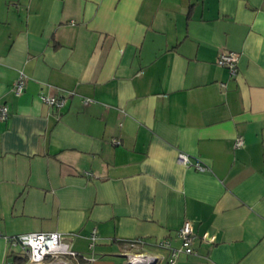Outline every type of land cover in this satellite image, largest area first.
<instances>
[{
  "label": "crops",
  "instance_id": "obj_1",
  "mask_svg": "<svg viewBox=\"0 0 264 264\" xmlns=\"http://www.w3.org/2000/svg\"><path fill=\"white\" fill-rule=\"evenodd\" d=\"M1 104L0 264L24 258L4 237L39 232L90 264L139 238L164 258L185 221L176 264H264V0H0Z\"/></svg>",
  "mask_w": 264,
  "mask_h": 264
},
{
  "label": "built area",
  "instance_id": "obj_2",
  "mask_svg": "<svg viewBox=\"0 0 264 264\" xmlns=\"http://www.w3.org/2000/svg\"><path fill=\"white\" fill-rule=\"evenodd\" d=\"M216 64L227 69L231 77L237 73V56L230 52H220L216 58ZM26 76L19 73L16 81L12 86V93L14 96H20L24 91ZM74 94L68 92L61 96L50 94H40L39 100L50 108L60 111L67 99L71 98ZM91 99H83L82 103L87 105ZM9 117V110L6 104L0 105V122H4ZM118 145V141H113ZM242 145L241 138H238L235 146ZM176 162L178 165L185 168H192L198 172H204L206 167L198 160H191L190 157L182 152L176 155ZM91 176V174H88ZM0 234V238H1ZM177 238L181 241V248L175 249L171 247L170 242L161 240L155 243L154 247L167 252L166 257H161L157 254H151L142 251L145 247L143 239H133L122 242L121 255L124 258L125 264H158L163 259L167 264H176L179 253L190 255L193 253V243L195 235L190 221H185L177 231ZM9 246H19L22 256L25 261L24 264H90L93 261L92 257L85 256L75 251L68 241L67 236L52 232V233H27L20 234L13 237H4ZM97 239L96 230H92L89 234V246L93 247ZM30 240L31 243H26ZM202 240H210L206 235L202 236Z\"/></svg>",
  "mask_w": 264,
  "mask_h": 264
},
{
  "label": "trees",
  "instance_id": "obj_3",
  "mask_svg": "<svg viewBox=\"0 0 264 264\" xmlns=\"http://www.w3.org/2000/svg\"><path fill=\"white\" fill-rule=\"evenodd\" d=\"M15 263L16 264H24V261H25V259L24 258H22V259H20V258H17V257H15Z\"/></svg>",
  "mask_w": 264,
  "mask_h": 264
},
{
  "label": "clouds",
  "instance_id": "obj_4",
  "mask_svg": "<svg viewBox=\"0 0 264 264\" xmlns=\"http://www.w3.org/2000/svg\"><path fill=\"white\" fill-rule=\"evenodd\" d=\"M26 243H31V241H30V240H28V241H26Z\"/></svg>",
  "mask_w": 264,
  "mask_h": 264
}]
</instances>
